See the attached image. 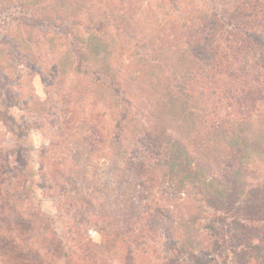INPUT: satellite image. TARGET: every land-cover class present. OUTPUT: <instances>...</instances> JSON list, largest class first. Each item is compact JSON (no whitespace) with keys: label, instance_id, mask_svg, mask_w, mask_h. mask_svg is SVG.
<instances>
[{"label":"trees","instance_id":"1","mask_svg":"<svg viewBox=\"0 0 264 264\" xmlns=\"http://www.w3.org/2000/svg\"><path fill=\"white\" fill-rule=\"evenodd\" d=\"M5 1L0 0V14L6 13L0 37V78L8 79L10 74H15L12 76L15 80L16 76L31 79L32 67L17 63L18 57L10 45L21 47V43L16 42L25 30L37 28L45 34L41 30L47 27V35L61 26V33L71 39L67 47L54 55L55 68L59 70V64H68L85 77L94 75L102 91L122 103L112 135H103L89 125L83 136V145L89 152H94L107 142L115 172L123 176L131 188L139 187L140 198L150 195L157 184L167 183L176 192H186L191 197L199 194L197 199L208 208L210 215L204 226L210 233H218L212 250L201 251L192 246V241L181 243L168 234L164 247L177 253L161 264H179L180 255L187 257L188 264H246L248 249L254 246L261 249L259 256L264 260V174L261 173L255 181L248 180L253 171L245 162L248 150L261 146L242 137L245 127L240 123L247 116H254L256 109L263 112L259 116L264 118V1L210 0L204 7L200 0L193 1L196 6L184 10L175 3L174 13L179 26L171 30V35L173 40L178 39L176 43H170L172 39L164 36L163 15L151 27L149 38L142 39L133 30L132 20L126 13L105 6L96 9V22L86 24L85 9L88 7L80 0H11L1 4ZM88 1L90 4L92 0ZM9 9L12 11L8 12ZM82 14L83 27L86 28L83 35L73 32L77 22L82 23ZM111 30L132 42L142 64L152 72V80L155 78L157 86L163 90L154 96V115L149 114L146 123H139L136 112L131 111L135 106L112 67L108 39L113 35L109 33ZM8 93L10 99L11 94L17 98L23 95L13 87ZM26 99V112L31 119L47 111L46 99L37 95ZM219 99L224 101L225 114H231L239 122H236L239 130L230 127L225 135H221L225 115L208 119V108ZM190 120L193 128H198L197 124L207 127L208 139L214 143H219L220 139L226 142L216 174L206 175L201 164L194 162L180 135L171 128L172 122L179 124V121L183 122L182 127L190 126ZM50 148L51 144L39 148V186L45 197L52 199L60 209L61 199L77 189L79 170L63 168L61 158L51 162L47 156ZM3 151L0 149V161H3ZM18 178L8 174L4 180L7 186L9 183L20 185L17 201L23 206V203L30 202L26 191L27 177L21 181ZM91 208V213L82 221L86 223L85 227L83 224L63 225L48 237L52 239L46 244L43 263L56 264L63 258L65 264H71L66 258L67 253H61L69 240L84 259L79 264H111V258L119 264H148L143 263L138 254L143 249L145 233L141 210L129 206L111 214L107 210L98 211L93 205ZM18 212L11 213L15 214L17 224L28 220L31 224L39 217L35 212L29 215L21 213L22 210ZM147 217L154 229L167 225V233L173 232L171 216L164 208L156 207ZM191 218L196 222L198 215ZM43 222L49 220L43 219ZM40 224L43 223L40 221ZM153 227H149V231ZM94 233L100 235V241L93 240ZM15 242L12 238L10 242L0 239V249L7 244H13L14 248L17 246ZM51 243L56 250L51 249ZM26 244L28 247L24 252H18L16 248L13 251L23 253L22 260L31 253L34 255L35 243Z\"/></svg>","mask_w":264,"mask_h":264},{"label":"rangeland","instance_id":"2","mask_svg":"<svg viewBox=\"0 0 264 264\" xmlns=\"http://www.w3.org/2000/svg\"><path fill=\"white\" fill-rule=\"evenodd\" d=\"M10 1L7 0L1 4ZM80 1L87 3L88 9L93 10L85 9L86 24L96 22L97 19L94 16L96 9L105 6L112 11L126 13L127 17L132 20L133 30L142 39L149 38L151 27H154V23H157V19L163 15L165 20L161 22L164 26V36L166 39H172L170 43H176L178 39L173 40L174 36L171 35V30L179 26L174 13L175 3L179 9L184 10L196 6L200 0H92L90 4L88 0ZM208 1L210 0L200 2L205 7L208 6ZM5 14H0V37H2L1 27L5 24L3 21ZM81 18L82 23L77 22V26L73 27V32L83 35L86 29L83 27V14ZM48 29L44 27L41 30L45 34H41L37 28H32L30 31L25 30L18 40L20 42H16V44L21 43V47L10 45L15 56L18 57L16 62L26 67L31 66L33 77L24 79L23 76H16L15 80L12 78L15 74H10L9 77L6 71L10 79L0 78V149L4 150L3 161H0V239L5 242H10L11 238L16 240L17 246L14 248L18 252H24L28 247L26 243H35L33 251L35 257L31 253V256H26L23 260V253H13L15 250L13 244H7L0 249V264H23L24 261L25 264H45L43 262L46 259V244L52 239L48 237H52L54 232L57 233L58 228L63 225L83 224L85 227L86 223H83V219L91 213V205L98 211L99 209L107 210L111 214H115V211L117 212L122 207L129 206L141 210L145 233L142 238L143 249L138 254L143 263L161 264L175 256L176 251H170L164 247L168 234L176 238L178 242L192 241L194 248L211 251L213 240L218 233H210L204 226L210 213L203 201L197 199L199 194L191 197L186 192H176L170 184L161 183L155 186L150 195L140 198L139 187L131 188L128 181L115 172L107 142L102 143V146L94 152H89L83 145V136L89 125H93L103 135H112L122 103L115 100L117 97L112 98L105 94V90L102 91V87L97 85L98 81L94 75L85 77L68 64L64 66L59 64V70H57L53 64L54 55L62 51L65 46L67 47V42H70L71 38L61 33V26L57 27V32L55 30L46 35ZM109 33H113L108 36L112 67L115 68V73L120 77L122 86L135 106L131 107V111L136 112L139 123H146L149 114L154 115V96L163 90L157 86L155 78L154 81L152 80V72L149 67L142 64L132 42L116 35L112 30ZM138 77H140L139 80H137ZM10 87H13L14 91L15 88L22 91L23 95L17 98L11 94L12 99H10L8 93ZM35 95L40 99H46L47 111L31 119V115L26 112L25 104L27 97ZM222 102L219 99L215 105H211L207 115L209 120L225 115L221 134L225 135V131L230 127L237 129V121L231 114H225L223 108L226 106ZM253 113L256 114L254 116L251 114L240 121L245 127L242 137L248 142H256L261 146V148H250L245 159L246 164L253 171L251 176L247 177L250 181H255L259 179L258 176L261 173L264 174V118L260 117L263 112L256 109ZM172 123L171 128L180 135L194 162L201 164L206 175L216 174L217 167L224 156L226 142L220 139L219 143H214L208 139V128L199 127L201 124H197L198 128H193L191 120L190 126L182 127L180 125L182 121H179V124ZM49 144L51 148L47 156L51 162L59 161L61 158L60 165L63 168L79 170L76 177L80 180L76 181L77 189L70 192L69 197L61 199L60 209L52 199L45 197L44 191L39 186L41 183V174L38 170L39 148ZM8 174H13V178L19 177L18 181L27 177L26 191L29 192L30 202L23 203L22 206L21 202L17 201L20 185L9 183L7 186L4 177ZM156 207L164 208L170 214V221L173 223L172 233H167V225L155 226V229L150 225L147 216ZM29 208H31V214L32 212L38 214V219L36 221L33 219L31 224L29 220L17 224L13 216L15 214L11 213L22 210L21 213L29 215ZM194 215H198L196 222H193L191 218ZM43 219L49 222L45 223ZM40 221L45 224L39 225ZM149 227H153L154 230L149 231ZM38 235L41 237L38 238ZM93 240L100 241V235L94 233ZM51 249L56 250L54 243ZM65 252L71 264L84 262L76 245L69 240L61 250V253ZM260 253L261 249L258 246L248 249L249 260L245 259L246 264H264V260L259 256ZM110 260L113 261L111 264H119V261L113 258ZM186 260L185 255H180L179 264H188ZM56 264H65L64 259H58Z\"/></svg>","mask_w":264,"mask_h":264}]
</instances>
